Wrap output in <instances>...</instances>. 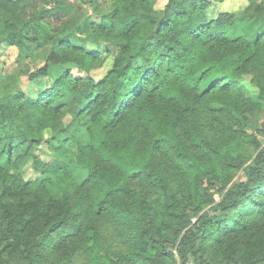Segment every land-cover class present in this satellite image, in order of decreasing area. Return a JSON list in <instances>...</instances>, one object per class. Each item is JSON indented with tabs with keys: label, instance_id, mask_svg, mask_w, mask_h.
<instances>
[{
	"label": "trees",
	"instance_id": "trees-1",
	"mask_svg": "<svg viewBox=\"0 0 264 264\" xmlns=\"http://www.w3.org/2000/svg\"><path fill=\"white\" fill-rule=\"evenodd\" d=\"M77 2L92 4L100 22L89 16L79 23ZM154 3L0 0L2 39L24 56L40 51L45 64L31 76H44L51 82L36 100L16 92L0 102V205L14 217V246H30L28 227L43 222L46 240L56 235L62 243L77 247V241L98 238L95 225L103 219L124 226L119 231L128 244V251L120 252L109 264H150V260L172 264L170 250L175 244L180 264H189L190 257L203 264L202 256L210 250L224 254L232 249L243 264L264 259V147L244 168L245 179L222 196L219 212L204 213L191 223L183 207L199 213L208 205L209 188L200 181H214L215 175L213 167L199 163L187 150L177 132L179 127L191 132L205 157H213L211 163L217 160L198 126L199 101L219 90L237 92L238 79L249 73L255 76L252 81L260 90L259 99L264 100L263 82L259 81L264 79V50L260 52L264 30L259 34L249 25L245 29L235 26L225 16L210 17L208 0H167L163 17L155 22ZM51 21L60 23L56 28ZM145 21L155 22L156 30L143 32ZM107 32L118 45L111 69L97 82L73 76L80 61L87 64L85 58L99 55L85 48L84 35L99 37ZM226 64L228 76L221 71ZM202 82L205 89L200 91ZM60 111L70 112L73 122L56 146L54 161L46 163L34 153L40 137L33 126ZM228 112L231 115L225 109ZM190 118L196 127L189 132ZM141 131L146 134L144 154L134 148ZM249 136L245 133L244 137ZM159 146L186 157L182 166L189 180L185 201L176 198L171 176L155 163ZM23 156L32 160L38 174L32 180L18 174ZM251 158L247 155L243 165ZM72 163L86 165V180L73 179ZM135 179L162 196L171 208L170 215L181 219L178 240L166 236L163 228L154 233L142 228L144 220L133 208L142 203L140 192L130 185ZM229 181L225 179V185ZM204 239H211L212 244H203Z\"/></svg>",
	"mask_w": 264,
	"mask_h": 264
},
{
	"label": "rangeland",
	"instance_id": "rangeland-1",
	"mask_svg": "<svg viewBox=\"0 0 264 264\" xmlns=\"http://www.w3.org/2000/svg\"><path fill=\"white\" fill-rule=\"evenodd\" d=\"M208 1L211 3L210 17L225 16L235 26L245 29L249 25L251 31L259 32V34L264 30V0ZM166 2L167 0H155V22L160 21L163 17ZM77 11L76 18L79 23H83L89 16L94 22H100L99 17L94 15L93 5L89 2H77ZM155 22L145 21L142 24L143 32L149 33L156 30ZM51 23L57 28L60 22L51 21ZM3 34L4 32L0 26V102L16 92H22L30 100H36L39 92L51 83L44 76L36 79L31 76L45 64V56H40V51L33 52L31 56H24L16 47L9 45L2 39ZM99 34L101 35L99 37L84 35V38H86L85 48L91 51L97 50L99 55L90 60L85 58L87 64L80 61L79 69H75L71 73L73 76L81 79L90 78L92 81L97 82L111 69L113 54L116 52L118 45L113 41V34L108 32ZM263 50L264 45L261 46L260 52ZM224 67L226 69H223ZM223 68L221 70L223 75L228 76L230 72L229 64L224 65ZM253 77L255 76L252 73L243 74L235 86L237 92L231 89L219 90L199 101L202 115L199 118L198 126L201 134L211 144L212 149H210V152L216 157V161L211 163L213 157H205L203 150L198 147L194 137L191 136L189 130L196 127L192 118L187 121L188 125L186 127L190 134L182 127L177 129L187 150L195 155L199 163L209 168L213 167L212 171L215 175L214 181L208 178L200 181L204 187L209 188L208 205L205 204V207H202L199 213L190 212L191 210L188 207H183L184 215L190 216L191 223H195L196 219L204 213L216 214L219 212L218 204L222 200V196L230 187L245 179L244 168L251 163L257 150L264 147V100L259 99L260 90L256 83L252 81ZM259 81L263 82L264 86V79ZM204 89L205 84L202 82L200 91ZM209 108L211 111L208 110ZM225 109H229L231 115L229 112L226 114ZM31 113L32 111H29L26 114L28 121L29 117L31 118ZM35 117H37V122L39 118L37 112ZM72 122L73 116L70 112L60 111L50 118L42 120L40 125L34 124L32 131L40 137V143L34 153L43 162L54 161L56 146L59 140L63 139L64 136L66 138L65 131ZM244 132L250 135L246 137L247 140L244 137ZM140 133L138 143L134 148L137 153L144 154L146 134L142 131ZM147 139L148 137H146ZM229 150L231 153H229ZM249 154L252 155V158L243 165L242 162H245L244 159ZM27 158V156H23L24 160L22 161L24 162L19 163L18 174L25 180H32L38 174L32 168V160ZM185 158L162 146H159L156 151L155 163L162 166L167 174L171 176V185L175 191V196L181 201H185L183 193L189 183L182 169ZM210 164H213V166H210ZM71 166L73 167V179L75 181L82 182L87 179L88 170L86 165L72 163ZM14 171L16 170L14 169ZM227 178L230 181L225 185L224 182ZM130 185L136 188L142 196L141 205L136 203L133 206L144 220L142 228H148L149 232L152 233L163 228L166 236L173 235L178 240L182 234V221L170 215L171 208L164 202V198L157 195L139 179L131 180ZM196 199L200 200V198ZM130 208L132 209L131 205ZM5 209V206L0 205V264H109L116 260L120 252L124 251L126 253L128 251V244L124 243L125 240L119 231L125 227H116L103 219L95 225L98 238L85 239L84 242L77 241L76 244H79L76 245L77 247L72 246L73 243H62L56 235L46 240L45 234H43L45 230V223L43 222H33L28 227L27 235L31 239L30 246L26 247L21 243L14 246L11 239L16 233L15 226L11 224L14 217L8 214ZM21 221H23L21 224L24 225L25 221L23 219ZM82 222H86V220L84 219ZM139 228H136L138 233L141 232ZM63 232L64 229L61 233ZM28 238L26 237V240ZM203 244L210 245L212 240L204 239ZM231 250L225 251L224 254H215L214 251L210 250L208 253L203 254V264H243L238 262L235 252ZM170 254H172V264H180L181 259L176 244L170 250ZM149 256L152 259L156 258L154 255ZM149 262L155 264L153 260ZM189 264L199 263H195L190 257ZM256 264H264V259Z\"/></svg>",
	"mask_w": 264,
	"mask_h": 264
}]
</instances>
